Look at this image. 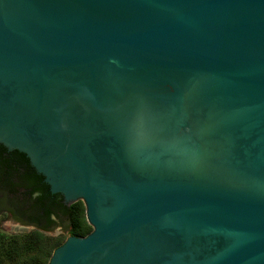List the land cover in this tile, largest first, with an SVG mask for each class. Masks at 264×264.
I'll use <instances>...</instances> for the list:
<instances>
[{
  "label": "water",
  "instance_id": "1",
  "mask_svg": "<svg viewBox=\"0 0 264 264\" xmlns=\"http://www.w3.org/2000/svg\"><path fill=\"white\" fill-rule=\"evenodd\" d=\"M0 141L85 204L48 264H264V0H0Z\"/></svg>",
  "mask_w": 264,
  "mask_h": 264
},
{
  "label": "trees",
  "instance_id": "2",
  "mask_svg": "<svg viewBox=\"0 0 264 264\" xmlns=\"http://www.w3.org/2000/svg\"><path fill=\"white\" fill-rule=\"evenodd\" d=\"M23 157L20 153L5 159L0 154V216L11 215L36 228L9 233L0 227V264H48L66 239L46 231L63 221L69 224L70 236H86L93 228L87 221L83 201L65 204L60 194L50 191L42 175L29 163L24 165Z\"/></svg>",
  "mask_w": 264,
  "mask_h": 264
},
{
  "label": "rangeland",
  "instance_id": "3",
  "mask_svg": "<svg viewBox=\"0 0 264 264\" xmlns=\"http://www.w3.org/2000/svg\"><path fill=\"white\" fill-rule=\"evenodd\" d=\"M32 224L22 223L16 221L11 215L0 216V227L9 233H25L33 230ZM51 236H63L64 239L70 237L69 224L63 221L60 225H57L54 229L46 231Z\"/></svg>",
  "mask_w": 264,
  "mask_h": 264
},
{
  "label": "flooded vegetation",
  "instance_id": "4",
  "mask_svg": "<svg viewBox=\"0 0 264 264\" xmlns=\"http://www.w3.org/2000/svg\"><path fill=\"white\" fill-rule=\"evenodd\" d=\"M22 153L25 157H23L24 159L23 160V163L24 165H28V163L35 169V171L38 173L37 169L33 166L32 162H31V159L30 157L28 156L27 152L23 151V150H20L19 148H9L8 146H6V144L2 141H0V154L2 155V157H4L5 159L7 158H10L12 156H15V154H20ZM27 159V160H26ZM40 174V173H38ZM42 175V174H40ZM43 176V182L48 184L45 180V177L44 175ZM49 185V184H48ZM50 187V186H49ZM51 191V190H50ZM60 194L62 197H63V200L65 202V204H68L66 203L65 199H64V196L61 194V193H58ZM78 201V200H77ZM74 203V202H73ZM84 203V202H83ZM72 204V203H71ZM70 205V204H69Z\"/></svg>",
  "mask_w": 264,
  "mask_h": 264
}]
</instances>
